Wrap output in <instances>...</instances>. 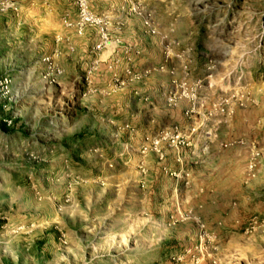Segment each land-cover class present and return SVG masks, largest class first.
Listing matches in <instances>:
<instances>
[{"label": "rangeland", "instance_id": "obj_1", "mask_svg": "<svg viewBox=\"0 0 264 264\" xmlns=\"http://www.w3.org/2000/svg\"><path fill=\"white\" fill-rule=\"evenodd\" d=\"M123 2L0 14V264H264V0Z\"/></svg>", "mask_w": 264, "mask_h": 264}, {"label": "built area", "instance_id": "obj_2", "mask_svg": "<svg viewBox=\"0 0 264 264\" xmlns=\"http://www.w3.org/2000/svg\"><path fill=\"white\" fill-rule=\"evenodd\" d=\"M48 1L50 0H44V2ZM71 3L76 11V16L74 20H71L68 16L64 17V24L67 28L76 29L77 32L81 34L87 26H102L105 17H102L91 10L89 0H71ZM9 10H18L17 0H0V14ZM132 11L140 14V9L138 7H134ZM146 25H150V19L148 18L146 20ZM102 45L103 43L98 44L97 48H101ZM45 60L51 62L50 57H47ZM12 87L13 80L10 75H3L0 77V105L6 107L7 103L11 100ZM0 123L5 127H11L12 118L4 117L0 119ZM187 139L188 136L183 135L178 131H174L172 134H165L155 143L158 145L160 141L168 140L171 145L178 146L185 144ZM247 170L249 176H254L256 173V163L250 162Z\"/></svg>", "mask_w": 264, "mask_h": 264}, {"label": "crops", "instance_id": "obj_3", "mask_svg": "<svg viewBox=\"0 0 264 264\" xmlns=\"http://www.w3.org/2000/svg\"><path fill=\"white\" fill-rule=\"evenodd\" d=\"M34 4H31L29 6L30 9L34 10V14L36 15V18L38 19L40 17V15H44L46 13L48 14H56V15H60L61 12L64 9H72V5L70 3V0H50L49 4H45L41 1V0H32ZM124 4L123 0H89V6L91 8L92 11H94L95 13H97L98 15L101 16H108V19L110 21H119V20H124L126 17L123 16L120 7ZM48 9H46V7ZM46 12V13H45ZM125 17V18H124ZM124 18V19H123ZM127 19V18H126ZM92 32L91 30L87 29L85 30V33L83 34V38L86 39V37L89 35V33ZM98 36V34H97ZM90 41V38L87 39V42ZM196 138L198 137L197 134H195ZM132 138V136H131ZM194 140V139H193ZM136 141H138V145H136L135 143V147H137V149L140 147V142L141 139L140 137H138L136 139ZM199 139L192 141V147L190 148L191 150L194 149V151L192 150V154L193 157H191L190 159V164L187 160V154L184 158V161L180 158L181 163H176L177 159H176V150L171 149V151H169V153H172L166 160L165 163L166 165L169 166H176V168H180V170L182 171V169H185L187 171H190V175L192 176L195 172H194V167H197L201 162V160L198 159V154H199ZM138 151V150H137ZM129 154V152H128ZM129 156V157H127ZM132 155H126L125 152L122 151L121 153V159L124 160V158H128L129 160L131 159ZM134 156V155H133ZM140 154H138V159H140ZM135 158V157H134ZM215 158V157H214ZM214 161V160H213ZM188 162V164H187ZM208 163V162H206ZM180 174V172H179Z\"/></svg>", "mask_w": 264, "mask_h": 264}, {"label": "trees", "instance_id": "obj_4", "mask_svg": "<svg viewBox=\"0 0 264 264\" xmlns=\"http://www.w3.org/2000/svg\"><path fill=\"white\" fill-rule=\"evenodd\" d=\"M14 127V126H13ZM4 130H7V129H4Z\"/></svg>", "mask_w": 264, "mask_h": 264}]
</instances>
